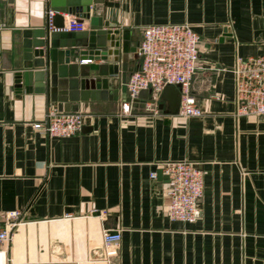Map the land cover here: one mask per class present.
Segmentation results:
<instances>
[{
  "label": "crops",
  "instance_id": "crops-1",
  "mask_svg": "<svg viewBox=\"0 0 264 264\" xmlns=\"http://www.w3.org/2000/svg\"><path fill=\"white\" fill-rule=\"evenodd\" d=\"M61 1L0 0V211L21 213L0 264H264V119L237 113L232 74L237 58L264 54V0H85V30L52 33L46 12ZM183 23L199 37L190 91L202 115L189 119L163 91L154 113L149 91L130 101L126 87L144 27ZM92 29L118 31L115 64L69 47ZM51 106L83 114L81 131L34 130ZM182 160L203 173L194 223L169 220L168 181L150 179ZM105 230L121 235L109 261Z\"/></svg>",
  "mask_w": 264,
  "mask_h": 264
},
{
  "label": "built area",
  "instance_id": "built-area-1",
  "mask_svg": "<svg viewBox=\"0 0 264 264\" xmlns=\"http://www.w3.org/2000/svg\"><path fill=\"white\" fill-rule=\"evenodd\" d=\"M124 2L126 0H116ZM56 13L46 12V28L52 33H80L86 28L77 17L55 28L52 21ZM199 37L187 24L148 25L144 27L142 40L137 48L140 67L133 72L127 83L130 101H135L142 91H149L148 110L157 113L158 97L166 86H179L180 102L177 116L182 119L198 118L202 111L190 91V83L197 70ZM235 84V100L239 115H252L264 119V54L237 58L232 69ZM122 112L128 114L130 105L122 104ZM83 114L64 112L51 106L43 121L33 125L44 137L69 138L83 126ZM167 177L169 199L166 215L169 220L194 223L200 217L199 203L203 195V173L187 160L170 161L159 170ZM158 172L150 174L156 180ZM19 211H0V250L6 247L20 224ZM121 235L119 231L105 230L102 234L107 261L116 255Z\"/></svg>",
  "mask_w": 264,
  "mask_h": 264
},
{
  "label": "water",
  "instance_id": "water-1",
  "mask_svg": "<svg viewBox=\"0 0 264 264\" xmlns=\"http://www.w3.org/2000/svg\"><path fill=\"white\" fill-rule=\"evenodd\" d=\"M52 10L56 13V15L53 18L52 25L55 28H60L64 25V18L59 14H68L75 17H79L80 19L89 18V12H90V4L86 2L85 0H62L59 6H56L52 8ZM82 21V20H81ZM82 33V32H80ZM118 34V31H92L90 32V37L87 41H83L81 43H74L70 45L69 47H75V48H82L81 51H79V57L81 60H86V58H89V60H102L106 62H114V64L118 61V47H119V39L115 36ZM104 35L107 39V42H101L98 41V37ZM97 37V39H96ZM35 55H43L42 51H35ZM54 50L50 51V58L52 61H54ZM66 59L65 63L68 64L69 62V55L70 51H65L64 53ZM109 74H117L118 72V66L117 65H109L108 66ZM18 82H20L21 75H18ZM29 75L25 74V81L28 82ZM85 84V82H83ZM91 85V88L94 87V84L92 81L89 82ZM103 86L105 81L102 82ZM179 86H166L163 89L162 98L166 99L168 102V107L172 113H177L178 106L180 102V92L178 90ZM173 93V94H172ZM172 94V97L168 98L167 96H170ZM162 176L161 172L158 171V176ZM164 178L167 180V177L164 176Z\"/></svg>",
  "mask_w": 264,
  "mask_h": 264
}]
</instances>
